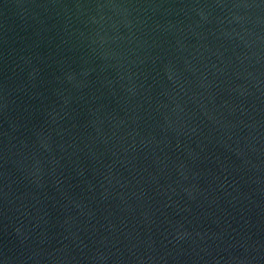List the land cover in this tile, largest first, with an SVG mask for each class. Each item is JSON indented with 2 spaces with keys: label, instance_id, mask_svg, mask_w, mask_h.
Segmentation results:
<instances>
[{
  "label": "water",
  "instance_id": "1",
  "mask_svg": "<svg viewBox=\"0 0 264 264\" xmlns=\"http://www.w3.org/2000/svg\"><path fill=\"white\" fill-rule=\"evenodd\" d=\"M0 264H264V0H0Z\"/></svg>",
  "mask_w": 264,
  "mask_h": 264
}]
</instances>
